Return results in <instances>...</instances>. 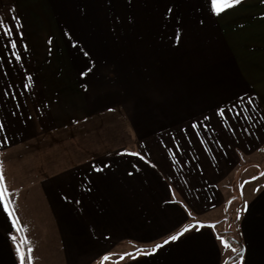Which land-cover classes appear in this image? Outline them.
<instances>
[{"label": "crops", "instance_id": "1", "mask_svg": "<svg viewBox=\"0 0 264 264\" xmlns=\"http://www.w3.org/2000/svg\"><path fill=\"white\" fill-rule=\"evenodd\" d=\"M218 6L0 0V173L18 221L0 206V264H20L21 240L31 264L162 251L228 209L238 179L240 224L246 205L264 214V0ZM111 112L122 149L66 165L32 150Z\"/></svg>", "mask_w": 264, "mask_h": 264}, {"label": "rangeland", "instance_id": "2", "mask_svg": "<svg viewBox=\"0 0 264 264\" xmlns=\"http://www.w3.org/2000/svg\"><path fill=\"white\" fill-rule=\"evenodd\" d=\"M129 138L122 115L111 112L62 135L41 138L32 145V150L39 160L57 156L60 165H66L122 149L130 142ZM251 171H258V168L253 167ZM224 187L234 199L230 200L228 209L211 217V225L185 233L187 237L156 253L147 251L148 247L141 253L118 248L114 250L113 258L104 264H218L220 259L223 264H264V226L253 228L264 214L258 207L246 205L244 223L240 224V180ZM180 232L182 229L174 235ZM222 241L227 242V246Z\"/></svg>", "mask_w": 264, "mask_h": 264}, {"label": "snow or ice", "instance_id": "3", "mask_svg": "<svg viewBox=\"0 0 264 264\" xmlns=\"http://www.w3.org/2000/svg\"><path fill=\"white\" fill-rule=\"evenodd\" d=\"M224 4L226 7H232L234 4H239L241 3V0H212V4L214 7V10L219 13L224 11L225 9L222 7H219L218 5L220 4ZM3 24L2 22H0V27H2ZM10 35V32L7 33ZM17 45L15 42L11 43V47L15 48ZM11 201L8 200V189L5 187V181H4V176L2 173H0V206H2L3 211L10 217L12 218V224L14 227H16V225L18 224V221L16 219L13 218V211L9 210V203ZM239 218V217H237ZM189 231V228H185L183 230V232L178 233L177 235L172 236L170 239L175 241L177 240L181 235H183L184 232ZM169 241H165L164 243H168ZM223 243H225V246H227V242L222 241ZM26 243V241L21 240L20 244L17 247V253L19 255V259H20V264H31V252L32 249L28 248L27 249V257L25 256V253L21 250L23 245ZM157 247H160V245H157ZM235 251V249H234ZM105 260L108 259V257H104ZM241 259H243V256L241 254Z\"/></svg>", "mask_w": 264, "mask_h": 264}, {"label": "trees", "instance_id": "4", "mask_svg": "<svg viewBox=\"0 0 264 264\" xmlns=\"http://www.w3.org/2000/svg\"><path fill=\"white\" fill-rule=\"evenodd\" d=\"M230 200H232V199H230ZM229 203H231L230 201H229ZM185 229V228H184ZM184 229H182V231L184 230ZM153 247H155V245L154 246H151V247H148V248H153ZM23 252L25 253V256L27 257V252H26V249H25V247H23Z\"/></svg>", "mask_w": 264, "mask_h": 264}, {"label": "water", "instance_id": "5", "mask_svg": "<svg viewBox=\"0 0 264 264\" xmlns=\"http://www.w3.org/2000/svg\"><path fill=\"white\" fill-rule=\"evenodd\" d=\"M241 252H242V250H241ZM241 252H240V253H241Z\"/></svg>", "mask_w": 264, "mask_h": 264}]
</instances>
